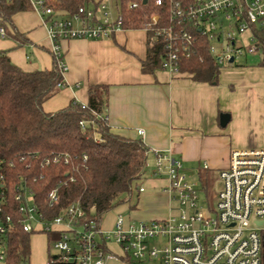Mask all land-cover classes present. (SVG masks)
Wrapping results in <instances>:
<instances>
[{
  "label": "built area",
  "instance_id": "built-area-1",
  "mask_svg": "<svg viewBox=\"0 0 264 264\" xmlns=\"http://www.w3.org/2000/svg\"><path fill=\"white\" fill-rule=\"evenodd\" d=\"M27 1L43 17L61 77L59 89L66 86L67 71L61 41L109 39L124 30L121 0H116L114 14L101 1L96 8L81 6L67 17L50 9L47 0ZM125 8L141 12V29L161 44V69L171 75L180 74L181 60L196 54L199 40L206 43L207 53L218 68L236 63L240 56L259 53L253 29L264 28V0H125ZM245 33L248 37L243 39ZM0 35L5 36L2 28ZM247 43L250 45L245 47ZM138 134L143 138V131ZM149 153L154 163L148 176L166 179L163 191L173 204L171 213L146 222L118 214L109 230L87 221L77 202L49 217L39 210L25 184L15 187L12 214L0 161V264H5L6 236L15 227L26 234L49 236L43 264H262L264 148L230 153L228 167L218 174L220 188L211 208L200 205L198 184L186 179L182 162L170 151L147 149L146 156ZM148 167L146 159L144 174ZM143 190L140 186L137 192ZM46 198L50 207L59 202L55 189ZM110 241L123 257L110 253Z\"/></svg>",
  "mask_w": 264,
  "mask_h": 264
},
{
  "label": "crops",
  "instance_id": "crops-1",
  "mask_svg": "<svg viewBox=\"0 0 264 264\" xmlns=\"http://www.w3.org/2000/svg\"><path fill=\"white\" fill-rule=\"evenodd\" d=\"M102 1L114 14L116 0ZM12 22L27 42L17 44L0 35V51L24 72L50 70L53 56L43 17L29 4L28 10L13 15ZM147 39L142 29H124L109 39L61 41L66 86L43 103V112H56L70 102L86 105L88 88L104 86L105 115L113 134L139 139L149 150L170 151L182 162L188 181L203 189V183L214 178L220 188L218 174L228 167L233 150L264 148V67L259 63L224 66L216 85L162 69L143 73ZM222 114L229 117L224 127ZM138 131H143V138ZM148 157L151 163L142 178L147 188L140 185L143 192L135 191L127 201L125 217L135 222L166 218L173 208L163 191L166 179L148 176L154 156ZM46 253L47 258L48 244Z\"/></svg>",
  "mask_w": 264,
  "mask_h": 264
},
{
  "label": "trees",
  "instance_id": "trees-1",
  "mask_svg": "<svg viewBox=\"0 0 264 264\" xmlns=\"http://www.w3.org/2000/svg\"><path fill=\"white\" fill-rule=\"evenodd\" d=\"M102 0H47L55 13L71 16L81 6H96ZM122 1L124 29H141V12L127 11ZM29 9L27 0H0V27L17 44L27 41L13 25L12 17ZM146 13V12H145ZM259 48V66L264 67V28H254ZM196 54L182 59L179 73L195 82L216 85L219 68L211 60L202 40ZM162 46L150 35L143 73L161 69ZM61 77L53 59L50 70L24 72L0 51V161L6 187V202L14 214L15 187L25 184L33 201L49 217L71 203H79L89 222L100 224L102 216L128 201L137 180L142 179L147 148L139 139L113 134L105 115L107 88H88V102H70L53 113L42 105L59 92ZM80 123L83 125L81 126ZM56 158L57 161L53 162ZM48 161V164H46ZM139 185L135 186L137 191ZM57 191L58 204L50 207L47 194ZM8 212V211H7ZM18 227L6 236L5 264H28L30 236ZM264 258V231L260 233ZM49 236L47 244L49 250Z\"/></svg>",
  "mask_w": 264,
  "mask_h": 264
},
{
  "label": "rangeland",
  "instance_id": "rangeland-1",
  "mask_svg": "<svg viewBox=\"0 0 264 264\" xmlns=\"http://www.w3.org/2000/svg\"><path fill=\"white\" fill-rule=\"evenodd\" d=\"M245 37H248V33H245L243 35V39ZM250 45V43L245 44V47ZM246 60V61H245ZM260 62V56L258 53L253 55H243L240 56L236 63L241 64H258ZM147 163L150 165L151 158H147ZM150 169V168H149ZM193 177V175L190 174L189 178ZM136 185H142L143 187L147 188L145 180L140 179L135 182V185L133 186L132 194H135V186ZM198 190L199 192V203L204 208H211L214 206V201L216 199V194L219 190V185L215 181L214 178L211 179V182H204L203 183V189L199 186ZM129 207V202L125 201V203L115 207L113 210L107 212L102 216V220L100 222V226L103 230H109L113 226L114 219L116 215L118 214H127ZM47 240L46 237L43 234L39 233H33L30 236V256H29V262L28 264H43L46 258V244ZM110 253L114 254L116 257H123V254L121 250L113 243V241H110L109 243ZM262 264H264V258L261 259ZM108 264H123L122 262H115V261H109Z\"/></svg>",
  "mask_w": 264,
  "mask_h": 264
},
{
  "label": "water",
  "instance_id": "water-1",
  "mask_svg": "<svg viewBox=\"0 0 264 264\" xmlns=\"http://www.w3.org/2000/svg\"><path fill=\"white\" fill-rule=\"evenodd\" d=\"M145 1L146 0H144V3H145ZM228 120H229V117L227 115H225V114L220 115V124L222 127H224L227 124ZM260 224L261 223H259V225Z\"/></svg>",
  "mask_w": 264,
  "mask_h": 264
}]
</instances>
